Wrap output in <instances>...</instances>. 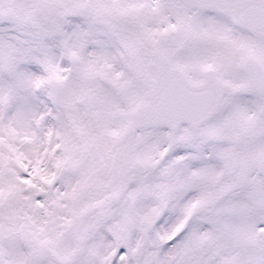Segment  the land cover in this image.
Listing matches in <instances>:
<instances>
[{"label":"snow or ice","instance_id":"obj_1","mask_svg":"<svg viewBox=\"0 0 264 264\" xmlns=\"http://www.w3.org/2000/svg\"><path fill=\"white\" fill-rule=\"evenodd\" d=\"M0 264H264V0H0Z\"/></svg>","mask_w":264,"mask_h":264}]
</instances>
